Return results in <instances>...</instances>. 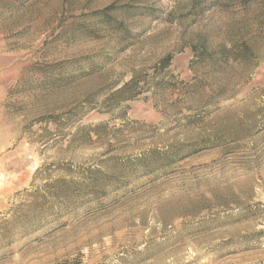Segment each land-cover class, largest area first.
Listing matches in <instances>:
<instances>
[{
  "label": "rangeland",
  "instance_id": "obj_1",
  "mask_svg": "<svg viewBox=\"0 0 264 264\" xmlns=\"http://www.w3.org/2000/svg\"><path fill=\"white\" fill-rule=\"evenodd\" d=\"M244 1L0 0V264H264ZM113 3L128 37L94 15Z\"/></svg>",
  "mask_w": 264,
  "mask_h": 264
},
{
  "label": "trees",
  "instance_id": "obj_2",
  "mask_svg": "<svg viewBox=\"0 0 264 264\" xmlns=\"http://www.w3.org/2000/svg\"><path fill=\"white\" fill-rule=\"evenodd\" d=\"M248 0L244 1L247 2ZM123 12L132 14L134 12H138L135 10H138L140 7L139 5H134L133 3H125L122 6ZM118 6L113 3L111 5L106 6L104 9L95 11L94 15H96L99 19H101V21L107 25H109L110 28H112L115 31H119L124 33L125 36H130L129 34H132L130 27L132 26L133 22H129L126 21L124 19L120 20L117 16H115L117 14L118 11ZM144 13V12H143ZM125 14V13H124ZM137 14V13H136ZM171 55H167L163 58H161L160 63L163 65V67H166L169 65V62L171 60ZM135 84L134 79L132 78L130 81H127L124 86H122L121 88H119L118 90H116L114 92L115 95H122L124 94V92L126 91V89H128L129 87H131L132 85ZM134 95H128L126 96V98H132Z\"/></svg>",
  "mask_w": 264,
  "mask_h": 264
}]
</instances>
